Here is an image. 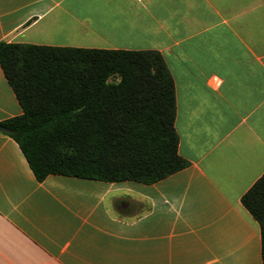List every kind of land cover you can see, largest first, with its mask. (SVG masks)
<instances>
[{"label": "crops", "instance_id": "0c3cea01", "mask_svg": "<svg viewBox=\"0 0 264 264\" xmlns=\"http://www.w3.org/2000/svg\"><path fill=\"white\" fill-rule=\"evenodd\" d=\"M0 42L159 54L187 163L38 182L0 132V264H262L241 200L264 174V0H0ZM21 114L0 67V123Z\"/></svg>", "mask_w": 264, "mask_h": 264}, {"label": "trees", "instance_id": "16d2710c", "mask_svg": "<svg viewBox=\"0 0 264 264\" xmlns=\"http://www.w3.org/2000/svg\"><path fill=\"white\" fill-rule=\"evenodd\" d=\"M0 67L22 109L0 126L36 181L60 175L149 185L186 167L173 83L159 54L0 42ZM241 203L259 225L264 264V174Z\"/></svg>", "mask_w": 264, "mask_h": 264}, {"label": "water", "instance_id": "95a60500", "mask_svg": "<svg viewBox=\"0 0 264 264\" xmlns=\"http://www.w3.org/2000/svg\"><path fill=\"white\" fill-rule=\"evenodd\" d=\"M6 130L0 126V132H5Z\"/></svg>", "mask_w": 264, "mask_h": 264}]
</instances>
